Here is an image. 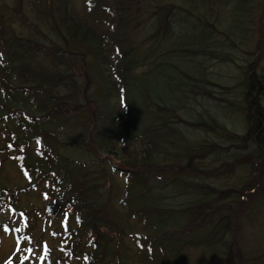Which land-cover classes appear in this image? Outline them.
Returning a JSON list of instances; mask_svg holds the SVG:
<instances>
[{
	"label": "trees",
	"instance_id": "trees-1",
	"mask_svg": "<svg viewBox=\"0 0 264 264\" xmlns=\"http://www.w3.org/2000/svg\"><path fill=\"white\" fill-rule=\"evenodd\" d=\"M15 2L14 12L23 28H30V21L22 20L28 18L26 11L31 9L37 20L48 13V0ZM61 8L62 4L56 24L53 17L43 23L55 27L53 32L73 18L66 5ZM148 9L147 3L125 0L116 28L131 23L137 27L136 16H144L147 28L151 23L157 28L149 39L153 41L160 30L167 33L186 15L171 5L160 6L148 17ZM3 18L0 12V169L5 164L16 177L6 174L0 185V264H37L44 247L49 249V264H186L184 253L190 248H199L201 260L208 264H264V201L258 198L264 197V172L249 175L240 188L225 192L206 183L184 190L185 183L173 176L177 170L195 171L194 166L210 156L223 153L231 159L227 155L230 149L216 139L237 149L233 163L225 161L219 174L232 175L236 166L244 167L248 158L241 154L247 150L259 153L260 161L253 166L264 171V144L260 141L264 111L250 96L257 88L246 87L240 93V97L250 98L246 101L245 133L229 132L219 123L221 116L210 118V108L199 100L212 98L209 86L229 90L210 82L204 74L197 79L186 70L180 72L170 51L159 56L158 71L180 72L174 94L162 98L150 86L156 75L152 69L144 73L147 91L142 85L129 110L109 116L92 100L84 104L73 95H62L65 90L59 86H90L94 80L82 84L72 77L43 74L41 65L53 56L32 36L26 41L18 39L16 28H7ZM34 31L41 35L36 27ZM167 38L180 45L175 34ZM115 39L128 55L134 56L138 50L145 53L144 41L132 46L119 35ZM47 40L52 43L51 37ZM123 67L116 66V70L121 72ZM105 80L106 86H113L109 76ZM126 84L138 86L130 73ZM82 104L85 110L78 112ZM181 112L189 117L193 112L196 118L189 122ZM179 126L210 131L215 138L210 142L191 140ZM256 137L260 145L254 143L253 147L249 143ZM117 138L124 143L123 153L128 158L124 168L128 170L114 168L101 158L117 148ZM123 182L125 188H121ZM166 189L167 196L176 201L189 197L184 203L165 207L156 195ZM252 191L258 193L251 195ZM203 204L209 212H197ZM249 233L260 247H243L242 237ZM4 235L11 239L7 250L1 240Z\"/></svg>",
	"mask_w": 264,
	"mask_h": 264
},
{
	"label": "rangeland",
	"instance_id": "rangeland-1",
	"mask_svg": "<svg viewBox=\"0 0 264 264\" xmlns=\"http://www.w3.org/2000/svg\"><path fill=\"white\" fill-rule=\"evenodd\" d=\"M223 0H213L211 7L216 6L217 4L222 3ZM17 2L15 0H0V12L4 15V20L7 28L17 27L18 23L15 19L14 9L16 8ZM248 2H240L239 5H247ZM223 14L220 15L221 27L227 29L228 38H224L223 36H217L215 38L216 44L212 48L216 52L223 53L224 56L228 54L232 59L225 61H214L207 60L206 63H203L201 66H198L197 69L193 71H189L194 69V67L198 64V60L188 61L186 59H181L179 62L188 69V72L193 73L196 77H199L203 70L206 69V72L211 77V79L215 80L214 82H219L221 85L225 86H238L241 82L246 81V78L255 73H259V67L264 65V54L261 61L256 57V48L258 46L259 38L256 32L257 25H250L245 23L243 28V23L239 21L240 10L238 7L234 6L227 10H221ZM252 16V21L258 23L260 26V18L261 12L257 10L255 3L252 5V10L250 11ZM28 18L23 17L24 21H34L38 22L34 15H32L29 11L27 12ZM217 31H219V25L217 26ZM220 32V31H219ZM183 33H189L194 35L191 39L194 41H198L201 45L206 44L207 37L204 34V31L201 28L197 29L193 26L192 22H189L188 28ZM36 39H39L36 36ZM261 43V41H260ZM262 45V43H261ZM250 64H254L249 73H246L247 67ZM176 74H170L168 72L162 71L157 73L150 81V86H153L154 90L158 93V95L162 98H168L174 94L175 84L177 82ZM237 92H235L230 99L235 101L237 98ZM217 98L221 100L224 97V91L218 90L213 93ZM213 104L216 102L210 101ZM210 117L212 115L211 108L208 109L207 113ZM190 118H196V115L191 112ZM101 124V123H100ZM107 125H103L105 127ZM201 137H204V134H200ZM112 161L118 163L116 157H110ZM216 163L215 158L211 157L206 159L199 165L204 170H212ZM10 172L8 174L14 178L16 177V172L9 168ZM188 178V176L186 177ZM187 195L184 196L180 201L184 202L187 199ZM8 243H6L7 245ZM249 248L248 246H246ZM43 259H40V262L43 264L47 263V253H42ZM201 254L199 251L193 250L191 254L188 256L187 264H197ZM199 264H204L202 261Z\"/></svg>",
	"mask_w": 264,
	"mask_h": 264
},
{
	"label": "snow or ice",
	"instance_id": "snow-or-ice-1",
	"mask_svg": "<svg viewBox=\"0 0 264 264\" xmlns=\"http://www.w3.org/2000/svg\"><path fill=\"white\" fill-rule=\"evenodd\" d=\"M65 220H67V214L65 213ZM25 259H27V257H25ZM41 259H43V257H41Z\"/></svg>",
	"mask_w": 264,
	"mask_h": 264
}]
</instances>
